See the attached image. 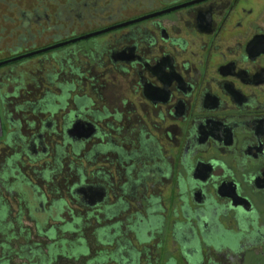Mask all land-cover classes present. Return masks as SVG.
I'll return each mask as SVG.
<instances>
[{
    "label": "flooded vegetation",
    "instance_id": "obj_1",
    "mask_svg": "<svg viewBox=\"0 0 264 264\" xmlns=\"http://www.w3.org/2000/svg\"><path fill=\"white\" fill-rule=\"evenodd\" d=\"M64 42L0 65V264H264V0H0V62Z\"/></svg>",
    "mask_w": 264,
    "mask_h": 264
},
{
    "label": "trees",
    "instance_id": "obj_2",
    "mask_svg": "<svg viewBox=\"0 0 264 264\" xmlns=\"http://www.w3.org/2000/svg\"><path fill=\"white\" fill-rule=\"evenodd\" d=\"M5 215H6V209H5ZM77 223L79 225L78 227H75V225H73L72 223H67V224H64V225H60V226H58V229H59L58 232L60 231V232L64 233L65 231H77L78 228L82 227L80 222H77ZM14 226L15 225H12V224H5V233H7V231L12 229V227H14ZM43 227H45V226H43ZM19 230H20L19 232H24V229L22 227H20ZM38 230L41 233L42 232V226H38ZM49 232L50 233L52 232V235H55V233H56L54 228H51L50 230H48V233ZM8 233L14 234L16 232L13 231V232H8ZM58 236H59V238H58L59 239L58 240L59 246L57 248L52 247L49 250V254H47V255H43V253H41L40 250H35V255H38L39 258H37V260L35 262L31 263V264H50V262H51V261H49L50 253L51 254H57L59 256H66L68 254H73V256L78 258V255L88 252V248L84 244L83 245H79V246L76 245V246L70 247V246L65 245V243H66L65 239H61L60 235H58ZM81 240L82 239H80V241ZM60 244H61V246H60ZM26 251H28V250H26ZM46 260H47V262H46ZM5 263H6V261H5ZM88 263L89 264H101L102 261H101V259L99 257H95L92 260H90Z\"/></svg>",
    "mask_w": 264,
    "mask_h": 264
},
{
    "label": "rangeland",
    "instance_id": "obj_3",
    "mask_svg": "<svg viewBox=\"0 0 264 264\" xmlns=\"http://www.w3.org/2000/svg\"><path fill=\"white\" fill-rule=\"evenodd\" d=\"M28 47H30V46H28ZM4 55H7V54H4ZM11 205L13 206V213L12 214L15 215V213H16V204H15V201L14 200H11ZM62 215L65 216V218L68 217V219L70 217V215L68 213V210H66V212H64ZM20 227H22L25 232L30 231V240L32 242L33 241H37V242L44 241L43 239L39 238L35 234L36 231H35L34 225L33 224H30V223H27L25 221H24V224L23 225H20V226L19 225H15L14 227H12L13 230L10 229L9 231H7V233L8 232L15 231L16 232L15 234H18L19 231H20L19 230ZM45 227H47V226H45ZM95 227L96 226H93V225L90 224V225L86 226V228L83 230L84 237L86 239H88V242L90 244V251H91L90 253L93 254V255L99 249L98 243H97L96 238H95V236L93 234V231H94ZM27 229H29V230H27ZM27 233H29V232H27ZM18 239L19 240L16 241L15 243H17V242H19V243L20 242H23L22 237H20ZM11 254L13 255V253H11ZM22 262H23V260H21L18 257L14 256V258L12 260V263H10V264H22ZM60 264H71V262L70 261H65V262L63 261Z\"/></svg>",
    "mask_w": 264,
    "mask_h": 264
},
{
    "label": "water",
    "instance_id": "obj_4",
    "mask_svg": "<svg viewBox=\"0 0 264 264\" xmlns=\"http://www.w3.org/2000/svg\"><path fill=\"white\" fill-rule=\"evenodd\" d=\"M97 33H99V32L91 33V34H88V35H86V36H83V37H79V38L73 39L72 41L77 40V39H81V38H84V37H89V36L95 35V34H97ZM65 43H67V42L60 43V44H56V45H52V46H49V47H47V48H44V49H41V50H37V51H33V52H30V53H26V54L20 55V56H18V57H15V58H13V59H10V60L1 61V62H0V65L5 64V63H7V62H9V61H12V60L20 59V58H23V57H28V56L34 55V54H36V53H40V52H43V51L49 50V49H51V48H54V47H56V46H59V45L65 44ZM1 135H2V129H1V123H0V136H1Z\"/></svg>",
    "mask_w": 264,
    "mask_h": 264
}]
</instances>
